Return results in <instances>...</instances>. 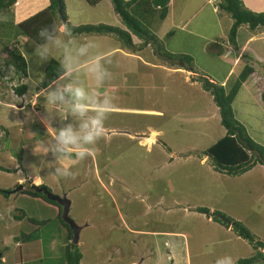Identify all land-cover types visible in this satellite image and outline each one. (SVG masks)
I'll list each match as a JSON object with an SVG mask.
<instances>
[{"label":"rangeland","instance_id":"obj_1","mask_svg":"<svg viewBox=\"0 0 264 264\" xmlns=\"http://www.w3.org/2000/svg\"><path fill=\"white\" fill-rule=\"evenodd\" d=\"M64 1L74 27L104 24L126 30L109 1L98 6ZM220 1L171 0L165 20L159 12L144 16L141 22L157 45L142 50L124 48L115 35L71 37L65 30L42 47L20 38L19 53L31 71L21 81L3 48L13 39L0 43V168L11 171L0 170V190L8 194H0V264H66L68 228L58 218V206L32 195L42 189L71 202L69 216L81 227L80 264H228L229 258L235 264L256 254L230 222L221 218L229 223L226 228L213 218L221 212L264 242V166L231 177L204 156L225 129L198 78L229 90L246 64L253 67L233 110L248 135L264 146V28L253 32L247 51L235 50L227 42L233 21L219 10ZM15 20L14 7L0 14V39L9 38L6 25ZM251 32L247 25L239 29V46ZM132 39L136 46L143 43ZM216 43L222 55L213 54L219 51ZM158 47L162 54L156 53ZM51 59L68 74L39 94L36 86ZM22 85L28 87L24 98L14 92ZM66 86L84 96L77 101L62 93ZM33 100L40 111L31 106ZM77 102L92 108L82 114L75 110ZM104 102L109 110L98 111ZM93 121H99L95 128ZM69 126L75 144L65 146L48 135L49 128L58 135ZM97 128L100 134L87 140ZM38 147L47 152H37ZM65 158L71 161L69 175H53ZM23 233L38 239L19 240L18 246L16 238Z\"/></svg>","mask_w":264,"mask_h":264},{"label":"trees","instance_id":"obj_2","mask_svg":"<svg viewBox=\"0 0 264 264\" xmlns=\"http://www.w3.org/2000/svg\"><path fill=\"white\" fill-rule=\"evenodd\" d=\"M18 0H0V14L10 11ZM104 0H86L91 6H98ZM49 6L43 11L30 17L29 19L14 26L12 22L10 25L16 30L8 29L9 38H1V42H7L13 39L12 45L8 43L3 44L4 50L9 53L11 59L7 62L8 65H12L15 68V74L18 76V80L27 79L29 76L28 65L25 61V57L19 53L21 49L20 38H27L39 46H44L47 43L54 40L60 33L58 20L67 25L65 31L71 37L77 35H115L122 42L124 48L136 51L144 49L146 46L157 45V38L151 33L150 29H147L141 22L144 16H150L153 12L158 13L160 20H165L169 13V5L171 0H110L114 13L121 19L126 30L108 26L104 24L99 25H84L74 27L69 23L68 16L66 14V6L64 0H49ZM219 10L225 12L230 16L233 23L229 30L227 42L235 50L239 49L237 43L238 31L242 26L247 25L249 30L254 32L259 28H264V13H255L248 10L242 0H221L219 2ZM133 11V12H130ZM157 15V14H156ZM151 28V27H150ZM8 33V32H7ZM14 35L12 36V34ZM132 36L142 41V45L136 46L133 43ZM7 40V41H6ZM216 45L218 52L213 51L215 55H222V45ZM147 48V47H146ZM156 53L162 54L160 47L156 49ZM169 55V54H168ZM163 56H165L163 54ZM172 55H169V57ZM244 57V56H243ZM188 62L191 63V58H188ZM193 72V70H189ZM254 73V69L251 65L246 64L240 71L238 77L233 82L229 90H227L222 84L213 82V80L206 77H199V82L202 84L204 91L208 92L217 106L221 118V125L225 129V136L209 147L204 155L212 159L216 171L231 176H242L258 164L264 166V146L256 143L247 133L246 128L236 119L233 104L243 87L248 81L250 76ZM3 74V73H2ZM67 74V71L62 65L55 59H51L46 65L43 81L36 86L37 93L44 92L45 90L53 87L57 84L62 77ZM2 76V75H1ZM4 78V74L2 76ZM11 80V79H10ZM9 82V81H8ZM67 87V86H66ZM14 92L20 98H24L28 93V87L26 85L18 86L14 89ZM66 92V91H63ZM62 92V93H63ZM34 99V98H33ZM264 101V95L262 96ZM34 103V100L32 101ZM38 102V101H37ZM31 106L38 110V103L35 106ZM24 107L21 106V108ZM40 111V110H38ZM6 133L8 131L4 129ZM62 154L66 155L69 159L75 160L74 153H68L67 150L62 149ZM0 170L10 173V170L0 168ZM7 191L0 190V194L8 196ZM36 198H42L51 204H56L50 201L43 193H32ZM197 212L209 215L210 212L206 208H198ZM26 215L23 214L22 220L26 219ZM61 223L68 228V234L66 242L68 245L64 247V254L66 258V264H80L83 259V254L77 245L71 244L73 240V232L69 225L63 221L61 213L58 216ZM231 223L233 232L243 240L248 241L256 251V254L248 259H240L235 264H258L264 262V242L259 241L251 233V231L239 221L232 220L231 218L223 215L221 212H216L213 218L214 222H217L226 228ZM18 220V217H16ZM21 220V219H20ZM19 221V220H18ZM28 222L34 225V223H40L32 219H28ZM19 240L28 243L37 240L35 233L21 234L17 237Z\"/></svg>","mask_w":264,"mask_h":264},{"label":"clouds","instance_id":"obj_3","mask_svg":"<svg viewBox=\"0 0 264 264\" xmlns=\"http://www.w3.org/2000/svg\"><path fill=\"white\" fill-rule=\"evenodd\" d=\"M66 28H67V25L64 24L63 27L59 29V31H64ZM39 54H40V50L38 49L37 55H39ZM5 81L8 82L9 78H5ZM63 91L69 92L72 95H74L77 98V101H79V99L84 96V92L79 88L72 89L71 87H66L62 90V92ZM60 98L62 99L63 97L61 96ZM52 103H54V99H53V97L50 96L49 97V104H52ZM96 107H97L98 111L109 110L107 107V102H104V104L97 105ZM89 108H90V105L85 104V103L77 102L75 104V110L80 111L82 114L84 112H87L89 110ZM98 124H99V121H93L94 128ZM101 131H102L101 129L97 128L96 131L92 134H89L86 137V139L91 140L93 134L99 135ZM48 135H50L54 139H57L60 143H62L65 146L75 144V142H76L75 137L73 136L72 131H71V126H69L66 130L60 131L58 135H57L56 130L49 128L48 129ZM36 151L37 152H42V151L47 152V149H42L41 147H38L36 149ZM58 164H59V167L56 169V172L53 175H56V176H58V175H64V176L69 175L68 169L70 167L71 161L68 158H65V159L59 160ZM37 179L39 180V179H41V177L37 176ZM17 245L20 246L21 243H17ZM218 264H219V262H218ZM228 264H234V262L231 258H229Z\"/></svg>","mask_w":264,"mask_h":264},{"label":"crops","instance_id":"obj_4","mask_svg":"<svg viewBox=\"0 0 264 264\" xmlns=\"http://www.w3.org/2000/svg\"><path fill=\"white\" fill-rule=\"evenodd\" d=\"M107 1L110 2V0H104L100 4H103V3L107 2ZM17 2L18 3L14 6V14H15V19H16L15 22L13 23L14 26L20 24L21 22H23V21H25L27 19H29L30 17L36 15L37 13L43 11L50 4L49 0H37V2L34 3V4L29 3L28 0H18ZM242 2L244 4V6L248 10H250L252 12H255V13H264V0H242ZM26 12H28L27 16H26ZM8 24L10 25V23H7L6 26L9 29L10 27H9ZM11 27H12V30H13L14 27L13 26H11ZM257 30H255V31H257ZM60 32H62V31H60ZM238 33H239V31H238ZM251 33H252V35L249 36V38L246 40V42L242 46L238 45L240 50L247 51L248 47L253 43L252 41H253V37H254L253 35L254 34H253V32H251ZM237 42H238V40H237ZM67 74H68V72H67ZM64 77H62L59 81H57V83H59L61 80H63ZM48 90H45L44 92H41L40 94L45 93ZM90 108H92V107H90Z\"/></svg>","mask_w":264,"mask_h":264},{"label":"water","instance_id":"obj_5","mask_svg":"<svg viewBox=\"0 0 264 264\" xmlns=\"http://www.w3.org/2000/svg\"><path fill=\"white\" fill-rule=\"evenodd\" d=\"M65 24V23H64ZM205 156V155H204ZM39 193H44L45 196L50 200L58 205L63 207V214H62V219L64 222H66L69 227L71 228L73 232V243L75 245H78L79 243V237L81 233V227H79L70 217V207H71V202L67 199H61L59 196H52V194H49L45 189L38 190ZM49 195V196H48Z\"/></svg>","mask_w":264,"mask_h":264},{"label":"flooded vegetation","instance_id":"obj_6","mask_svg":"<svg viewBox=\"0 0 264 264\" xmlns=\"http://www.w3.org/2000/svg\"><path fill=\"white\" fill-rule=\"evenodd\" d=\"M42 194V193H41ZM44 194V193H43ZM45 195V194H44ZM51 204V203H50ZM53 206H58L57 208H58V212H60L61 213V217H62V214H63V207L62 206H60V205H58L57 203L56 204H52ZM70 209H71V207H70ZM70 217V216H69Z\"/></svg>","mask_w":264,"mask_h":264},{"label":"built area","instance_id":"obj_7","mask_svg":"<svg viewBox=\"0 0 264 264\" xmlns=\"http://www.w3.org/2000/svg\"><path fill=\"white\" fill-rule=\"evenodd\" d=\"M212 1H216V0H209V2H212ZM33 106H35L34 103H33Z\"/></svg>","mask_w":264,"mask_h":264},{"label":"bare ground","instance_id":"obj_8","mask_svg":"<svg viewBox=\"0 0 264 264\" xmlns=\"http://www.w3.org/2000/svg\"><path fill=\"white\" fill-rule=\"evenodd\" d=\"M153 137V136H152Z\"/></svg>","mask_w":264,"mask_h":264}]
</instances>
